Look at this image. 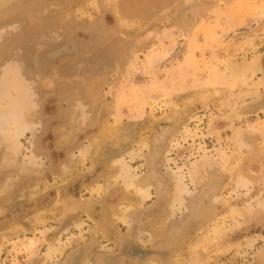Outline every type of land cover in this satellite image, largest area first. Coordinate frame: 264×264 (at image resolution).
<instances>
[{"label": "rangeland", "instance_id": "obj_1", "mask_svg": "<svg viewBox=\"0 0 264 264\" xmlns=\"http://www.w3.org/2000/svg\"><path fill=\"white\" fill-rule=\"evenodd\" d=\"M13 1L0 264H264V0ZM22 123L35 126L12 152ZM117 155L152 186L130 229L112 216L136 200ZM133 245L146 257H126Z\"/></svg>", "mask_w": 264, "mask_h": 264}, {"label": "bare ground", "instance_id": "obj_2", "mask_svg": "<svg viewBox=\"0 0 264 264\" xmlns=\"http://www.w3.org/2000/svg\"><path fill=\"white\" fill-rule=\"evenodd\" d=\"M13 0H0V10H2V9H5V7L10 3V2H12ZM14 2V1H13ZM12 2V3H13ZM11 4V3H10ZM117 12V11H116ZM81 16L83 17V18H86V17H88V12L86 11V10H81ZM19 23H14V24H12V25H9V26H7V27H4V28H1L0 29V41H1V39L3 38V36L5 35V34H7L8 32H13V31H16L18 28H19ZM68 40V39H67ZM66 40V42L64 41V43L63 44H61L60 46H58V47H56V48H52V51L53 50H58V49H60V48H62V47H64L66 44L67 45H69L68 43H71V42H69L70 41V38H69V40L67 41ZM74 40V39H73ZM47 44H56L57 42H60L61 41V39L60 38H58V37H56L55 36V34L54 33H51V35L49 36V37H46L45 38V40H44ZM45 42H43V44L45 43ZM45 43V44H46ZM84 44V43H83ZM42 45V44H41ZM43 46V45H42ZM44 46H46V45H44ZM43 46V47H44ZM85 46V45H84ZM72 47H74V46H72ZM77 47V46H76ZM42 47H40V49H41ZM45 48V47H44ZM48 48H51V47H48ZM81 48V47H80ZM82 48H83V46H82ZM43 49V48H42ZM72 48L70 47V48H67V52L69 51V50H71ZM78 49H79V46H78ZM85 49L83 48V50L82 51H80V52H78V53H75V54H70V56L69 55H67V56H69L70 58H74V57H76L77 55H80L81 53H83V51H84ZM44 50H40V51H38V55H40L41 54V52H43ZM48 51V50H47ZM50 51V50H49ZM36 54H37V52H36ZM60 54V53H59ZM53 54H50V53H48V52H45L43 55H42V61H41V64L43 63L44 65H46V64H49L50 62H51V60H52V56ZM65 55V54H64ZM62 56V55H61ZM37 57V56H36ZM63 57V56H62ZM66 56H64V58H65ZM69 57H66V59H68ZM39 58V57H38ZM57 59V58H56ZM59 59V58H58ZM57 59V60H58ZM35 60H36V58H35ZM60 60V59H59ZM58 60V61H59ZM63 61L65 60V59H62ZM37 61H39V59L37 60ZM53 61L55 62V60L53 59ZM54 62H52L53 64H54ZM62 62V61H61ZM50 65H51V63H50ZM56 65H57V63H56ZM54 66V65H53ZM52 68V67H51ZM43 71H45V70H43ZM47 71V70H46ZM45 71V72H46ZM48 71H49V68H48ZM80 103V102H79ZM81 104V103H80ZM4 116V115H3ZM6 116V115H5ZM82 116L83 117H85V115H84V111L82 112ZM82 117V118H83ZM7 118V117H6ZM82 118H80V119H82ZM87 118V117H86ZM85 118V119H86ZM85 122H87V119L85 120ZM85 122L83 121L82 123H84L85 124ZM23 125H21V126H18L17 128H16V130L14 131V133L12 134V137H11V142H10V145H9V149L13 152V151H16L17 149H18V145H19V141H20V139H21V137L26 133V131H28V130H32V128L35 126L34 124H27L26 125V123H22ZM108 125V124H107ZM106 125V126H107ZM82 126V125H81ZM85 126V125H84ZM112 126V125H111ZM113 127V126H112ZM112 127H109V128H112ZM109 133V129H105L104 131H103V135H106V134H108ZM115 139V138H114ZM117 139V138H116ZM96 140V139H95ZM110 140V139H109ZM145 144V146L146 147H148L149 149H150V146H149V144L147 143V141L144 143ZM93 145V144H92ZM92 145L90 146L91 148H92ZM102 145V144H101ZM99 147V146H98ZM97 152V151H96ZM134 156V155H133ZM37 159H40V157H31L29 160L31 161V162H36V160ZM94 165V164H93ZM113 165L114 166H120V168H122V175H121V177L123 178V184H124V186H125V188H126V190L127 191H129L130 192V190H132V192L134 193V196H135V198H136V200L135 201H131L129 204H125L124 203V201H122L121 202V205L120 206H118L119 208H118V210L117 211H114V213L112 214V216H113V218L115 219V220H118L120 223H122V224H124V225H126L129 229L131 228V226H132V223H131V214L133 213V211L135 210V209H137V208H140V207H142V204H143V202H145L147 199H149L150 198V188L152 187L151 185H150V183L148 182V181H146L147 179H143V178H141V177H136L135 175H133L132 174V172H131V170H130V168L129 167H126L125 166V164H124V162H123V158H122V155H117L116 156V158H114V160H113ZM94 167V166H93ZM68 171V170H67ZM114 177V176H113ZM113 177H111V178H113ZM117 178V177H116ZM112 180V179H111ZM110 180V181H111ZM105 182H106V180H105ZM114 184H116V183H114ZM105 186H107V185H100V186H98L97 188H95L94 189V193H97L98 195H100L101 194V192L103 193V189L105 188ZM123 186V187H124ZM39 187V186H38ZM37 187V188H38ZM36 188V189H37ZM106 188H108V187H106ZM124 188V189H125ZM36 189H35V192H36ZM131 193V192H130ZM181 193H183V190H181L180 191V194ZM178 196H180V195H177V198H178ZM123 198V197H122ZM33 199V198H32ZM116 207V206H115ZM186 209V210H188V208H187V205L186 204H184V203H181L180 204V206L178 207V208H175V207H173L172 208V214H174V211L175 210H178V211H182V209ZM110 209V208H109ZM113 209V208H112ZM111 210V209H110ZM112 211V210H111ZM42 215V214H41ZM99 215V214H98ZM43 219V218H42ZM101 219V218H100ZM168 219V218H167ZM166 219V220H167ZM165 220V221H166ZM79 225H82V223L81 224H79ZM36 229V228H35ZM95 231V230H94ZM93 231V232H94ZM96 232V231H95ZM96 234V233H95ZM130 237H128V239H129ZM99 249L101 250V251H104V248H103V246L101 245V246H99ZM50 254H52L51 256L53 257V256H56L57 254H62V250H61V248L59 247V246H53L50 250ZM97 254V253H96ZM124 255L126 256V257H130V258H136V257H138V258H145L146 257V255H147V253L146 252H144V251H142V250H140L139 248H137L135 245H133V246H131L130 248H124ZM86 260H90V257L88 256V257H86ZM96 260V259H95ZM85 261V260H84ZM87 262V261H86ZM95 262V261H94ZM98 262V261H97Z\"/></svg>", "mask_w": 264, "mask_h": 264}, {"label": "water", "instance_id": "obj_3", "mask_svg": "<svg viewBox=\"0 0 264 264\" xmlns=\"http://www.w3.org/2000/svg\"><path fill=\"white\" fill-rule=\"evenodd\" d=\"M70 58V57H69ZM66 60V59H65ZM123 252V251H122Z\"/></svg>", "mask_w": 264, "mask_h": 264}]
</instances>
